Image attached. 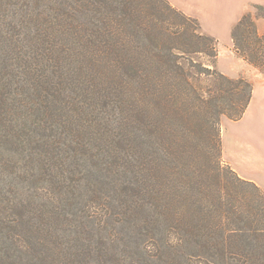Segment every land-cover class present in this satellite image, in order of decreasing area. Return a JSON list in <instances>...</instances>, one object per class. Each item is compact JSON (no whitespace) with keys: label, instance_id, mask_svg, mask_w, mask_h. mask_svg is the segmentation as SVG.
Instances as JSON below:
<instances>
[{"label":"trees","instance_id":"16d2710c","mask_svg":"<svg viewBox=\"0 0 264 264\" xmlns=\"http://www.w3.org/2000/svg\"><path fill=\"white\" fill-rule=\"evenodd\" d=\"M156 1L108 0L99 17L95 0H62L51 26L54 38L72 42L82 94L108 114L100 118L107 120L104 140L121 150L123 178L113 186L122 203H111L114 213L128 222V235L140 236L144 260L264 264V189L224 160L221 130L223 117L244 116L253 83L214 66L219 41L197 18L164 0L166 14ZM253 7L257 15L249 11L233 27L232 50L264 74V31L257 24L264 6ZM63 50L51 47V59L60 61ZM201 76L213 78L204 92L194 82ZM35 81L31 96L53 87L49 72Z\"/></svg>","mask_w":264,"mask_h":264},{"label":"rangeland","instance_id":"374dc122","mask_svg":"<svg viewBox=\"0 0 264 264\" xmlns=\"http://www.w3.org/2000/svg\"><path fill=\"white\" fill-rule=\"evenodd\" d=\"M112 1L120 6L126 0ZM156 2L168 14L167 3ZM61 3L0 0V92L5 99L0 101V264H166L144 260L138 254L140 236L136 232L132 238L134 231L128 235V222L114 213L111 203H122L113 186L123 178L117 172L121 150L104 140L107 120L100 118L108 119V114L82 94L72 42L51 34ZM95 3L101 17L108 0ZM250 11L257 15L253 6ZM257 24L263 32L264 18ZM57 46L64 49L60 61L50 57V48ZM226 46L219 43V51L240 76L251 82L264 79ZM48 72L52 89L31 96L32 83ZM200 78L194 82L204 92L213 78ZM116 239L118 246L109 251Z\"/></svg>","mask_w":264,"mask_h":264},{"label":"crops","instance_id":"0c3cea01","mask_svg":"<svg viewBox=\"0 0 264 264\" xmlns=\"http://www.w3.org/2000/svg\"><path fill=\"white\" fill-rule=\"evenodd\" d=\"M168 1L187 15L197 18L203 31L220 44H227L229 52L239 60L243 59L232 50L233 27L254 4L264 6V0ZM216 67L232 78L240 76L234 63H229L221 51ZM252 82L253 96L244 116L237 121L228 118L226 122L222 121L223 157L240 177L254 181L264 189V79H254Z\"/></svg>","mask_w":264,"mask_h":264}]
</instances>
